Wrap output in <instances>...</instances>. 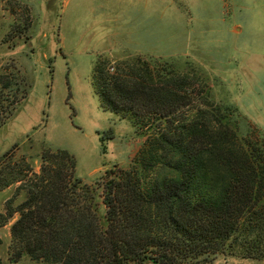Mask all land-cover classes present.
I'll use <instances>...</instances> for the list:
<instances>
[{
  "label": "trees",
  "instance_id": "trees-1",
  "mask_svg": "<svg viewBox=\"0 0 264 264\" xmlns=\"http://www.w3.org/2000/svg\"><path fill=\"white\" fill-rule=\"evenodd\" d=\"M18 71L0 74L4 124L26 94ZM100 107L142 137L135 164H116L87 184L66 148H47L42 174L14 143L0 155L8 199L9 258L47 264H212L218 254L264 257V131L234 102L217 100L188 60L129 55L93 66ZM194 80L198 88H194ZM10 95V104L4 95ZM11 106V107H10ZM251 132V135H250ZM1 243V238H0ZM1 262V260H0Z\"/></svg>",
  "mask_w": 264,
  "mask_h": 264
},
{
  "label": "rangeland",
  "instance_id": "rangeland-1",
  "mask_svg": "<svg viewBox=\"0 0 264 264\" xmlns=\"http://www.w3.org/2000/svg\"><path fill=\"white\" fill-rule=\"evenodd\" d=\"M262 17L264 0H0V74L18 67L26 86L0 125V155L18 143L15 158L24 155L41 175L44 150L66 148L87 184L113 164L133 166L142 137L127 119L100 107L92 77L100 57L129 54L190 61L208 77L213 96L234 102L257 136L264 131ZM3 98L9 105L12 97ZM17 185L0 189V213L8 199L12 205L23 199ZM16 216L0 226V264H47L26 255L10 260ZM212 264H264V257L218 254Z\"/></svg>",
  "mask_w": 264,
  "mask_h": 264
},
{
  "label": "crops",
  "instance_id": "crops-1",
  "mask_svg": "<svg viewBox=\"0 0 264 264\" xmlns=\"http://www.w3.org/2000/svg\"><path fill=\"white\" fill-rule=\"evenodd\" d=\"M128 1H134V2H140V1H142V0H128ZM136 6H138V5H136ZM263 18V17H262ZM243 19L244 18H240V19H238V21H241V22H243ZM259 20H260V18H259ZM262 20H264V18L262 19ZM260 23H264V21H260ZM236 30H238V31H236V35L238 36V35H241V36H243V32H244V29L242 28V27H240V28H238V27H236ZM262 30L264 31V24H263V27H262ZM258 51H259V49H258ZM258 51H255V52H253V51H251V53H256L257 55H259L260 54V52H258ZM246 52V51H245ZM244 54H247V52L246 53H244ZM130 55V54H129ZM155 55V54H154ZM263 68H264V62H263Z\"/></svg>",
  "mask_w": 264,
  "mask_h": 264
}]
</instances>
